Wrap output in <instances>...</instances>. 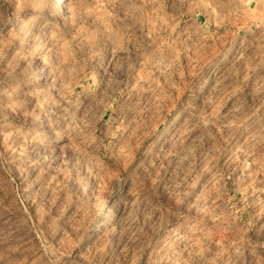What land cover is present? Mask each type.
Here are the masks:
<instances>
[{
  "label": "rangeland",
  "instance_id": "374dc122",
  "mask_svg": "<svg viewBox=\"0 0 264 264\" xmlns=\"http://www.w3.org/2000/svg\"><path fill=\"white\" fill-rule=\"evenodd\" d=\"M0 264H264V0H0Z\"/></svg>",
  "mask_w": 264,
  "mask_h": 264
},
{
  "label": "bare ground",
  "instance_id": "6f19581e",
  "mask_svg": "<svg viewBox=\"0 0 264 264\" xmlns=\"http://www.w3.org/2000/svg\"><path fill=\"white\" fill-rule=\"evenodd\" d=\"M58 1L61 3V2H64L65 0H58ZM13 19H14V21L12 22V24H17L19 22V20H20L18 16H15ZM24 36L29 38V39H31V37H32L31 28H29L25 32ZM47 77H48V75H47V73L45 71H40L38 74H36L33 77V80L30 82V84H35V83H37V82H39L41 80H45V79H47ZM168 129H169V125L166 126L165 131H167ZM61 138H63V137L61 136Z\"/></svg>",
  "mask_w": 264,
  "mask_h": 264
}]
</instances>
